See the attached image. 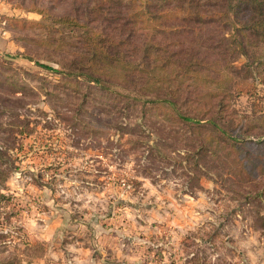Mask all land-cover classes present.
<instances>
[{
  "label": "rangeland",
  "instance_id": "374dc122",
  "mask_svg": "<svg viewBox=\"0 0 264 264\" xmlns=\"http://www.w3.org/2000/svg\"><path fill=\"white\" fill-rule=\"evenodd\" d=\"M184 2L0 0V264H264V45Z\"/></svg>",
  "mask_w": 264,
  "mask_h": 264
},
{
  "label": "trees",
  "instance_id": "16d2710c",
  "mask_svg": "<svg viewBox=\"0 0 264 264\" xmlns=\"http://www.w3.org/2000/svg\"><path fill=\"white\" fill-rule=\"evenodd\" d=\"M207 3L212 2V0H205ZM228 6L225 7L224 11L220 12L219 14H225L227 16L226 20L224 21L225 23L231 25L236 31L237 35H244V45L247 42H250L251 44H263L264 45V0H244V20L239 21L238 25L236 23L232 22V18L230 15L235 13L239 10L238 7L239 4L235 2H231L227 0ZM197 3V0H185V2L180 6V10H183V15L188 16V15H193L196 10L195 4ZM229 10V11H228ZM141 14H147V11L145 8L140 9ZM165 11L159 12V13H154L156 14L153 15L151 18L156 19L157 16L163 15ZM201 17H204V15L201 14ZM239 43H242L240 40ZM245 51V47H244ZM258 58V57H257ZM261 64H264L263 61H260ZM189 68V67H188ZM95 81H98L97 78H94ZM150 103H165L161 104L164 105L165 107H168L171 110V113L173 114L174 118L176 121H179V123H184L187 122L189 125L192 127L198 128L201 125L202 122H200L198 119L195 117H192L190 115H185L179 111V109L176 107L177 105V99L174 97H166L163 95H154L153 97L150 98ZM208 125L215 126V122L212 117L207 119ZM207 124V123H206ZM224 132L223 130H221ZM235 141H239L238 138L233 137ZM1 195V194H0Z\"/></svg>",
  "mask_w": 264,
  "mask_h": 264
}]
</instances>
